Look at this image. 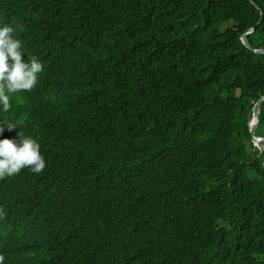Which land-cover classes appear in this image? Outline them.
<instances>
[{"label":"trees","instance_id":"obj_1","mask_svg":"<svg viewBox=\"0 0 264 264\" xmlns=\"http://www.w3.org/2000/svg\"><path fill=\"white\" fill-rule=\"evenodd\" d=\"M252 1L0 0V24L45 65L10 107L61 124L59 140L37 139L47 173L15 177L0 244L30 252L24 264H132L129 232L156 264H264V154L248 125L264 54L241 41L253 27L264 49ZM259 118L263 136L264 100ZM98 218L89 252L72 248ZM45 233L66 241L52 257L31 252Z\"/></svg>","mask_w":264,"mask_h":264},{"label":"clouds","instance_id":"obj_2","mask_svg":"<svg viewBox=\"0 0 264 264\" xmlns=\"http://www.w3.org/2000/svg\"><path fill=\"white\" fill-rule=\"evenodd\" d=\"M14 30L10 23L0 24V189L4 192L7 190L10 192L6 198L0 201V228L5 219H9L7 222H11L10 219H13L19 203L20 192L24 189L23 184L18 187V181L15 177L24 172H31L34 173V177H41L48 171L45 157L40 150V143L37 139H48L49 142H55L61 136V124L59 122L57 123L49 117V121H46V116L36 121L37 115L33 110L28 109L22 112L10 107L11 100H26L27 96H32L40 88V78L45 74V65L40 54L27 48L24 42L16 37ZM244 34L246 37L249 33ZM45 87L48 88L47 85ZM55 91L56 89L48 88L47 94L52 95ZM254 113L255 107L252 117ZM96 127L104 126L98 125ZM35 131L41 136L36 135ZM256 136L264 137V134L263 136ZM252 144L258 149L253 142ZM63 205L71 206L69 203ZM92 221L90 220L86 226L81 228L76 242L72 246L74 249H80L81 253H88L90 248L95 245V234L91 231V227L98 224L99 218L91 224ZM5 223L1 229L2 233ZM47 236L49 235L45 233L36 249L31 251L32 253L38 252L44 256H51L46 254H54L59 243L66 246L64 236H49V239ZM118 240L126 253L128 249L133 253L136 263L132 264H156L152 254L147 258L145 248L139 240L134 238L133 234L124 233L123 238ZM8 250L1 242L0 264H24V257L30 254L28 251L8 252Z\"/></svg>","mask_w":264,"mask_h":264},{"label":"water","instance_id":"obj_3","mask_svg":"<svg viewBox=\"0 0 264 264\" xmlns=\"http://www.w3.org/2000/svg\"><path fill=\"white\" fill-rule=\"evenodd\" d=\"M251 3L254 4L256 6V8H259L253 1H251ZM254 30H255L254 28H251L246 33L253 32ZM241 39H242L243 44L248 49L254 51L257 54L264 53V49H253L250 46V44L248 43V41H247V39L245 37V34L242 35ZM42 78L43 77L40 78L41 81H42ZM263 100H264V95L261 96L256 102L255 113H254V115H253V117H252V119L250 120V123H249V132H250V135H251V140L254 143V145L257 146L259 151L263 152V154H264V144H263L264 143V137H257L255 135V132H256V129H257V125H258V122L260 120V118H259L260 106H261V103H262Z\"/></svg>","mask_w":264,"mask_h":264},{"label":"bare ground","instance_id":"obj_4","mask_svg":"<svg viewBox=\"0 0 264 264\" xmlns=\"http://www.w3.org/2000/svg\"><path fill=\"white\" fill-rule=\"evenodd\" d=\"M32 236H28L27 239H30ZM13 238V237H12Z\"/></svg>","mask_w":264,"mask_h":264}]
</instances>
